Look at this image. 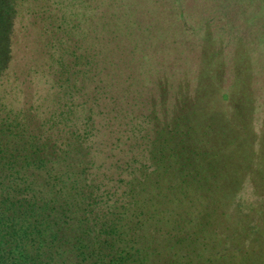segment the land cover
Listing matches in <instances>:
<instances>
[{
	"label": "trees",
	"instance_id": "trees-1",
	"mask_svg": "<svg viewBox=\"0 0 264 264\" xmlns=\"http://www.w3.org/2000/svg\"><path fill=\"white\" fill-rule=\"evenodd\" d=\"M105 5L85 45L55 31L25 63L38 85L0 77V264H264V104L256 131L247 53L222 93L218 52L202 51L191 87L162 69L151 22ZM15 7L0 0V61ZM244 182L257 199L241 210Z\"/></svg>",
	"mask_w": 264,
	"mask_h": 264
},
{
	"label": "rangeland",
	"instance_id": "rangeland-1",
	"mask_svg": "<svg viewBox=\"0 0 264 264\" xmlns=\"http://www.w3.org/2000/svg\"><path fill=\"white\" fill-rule=\"evenodd\" d=\"M106 3L122 18L138 22L145 20L147 25L151 22L154 25L152 30L158 35L159 46L155 48L162 69L171 80L184 76L191 87L203 62L200 64L202 51L203 58L208 57L211 48L218 52L221 91L230 92L234 67L239 61L236 50L239 53L245 50L250 67L253 126L256 131L259 129L264 104V0H16L8 49L0 61L1 65H7L0 74L3 88L11 87L15 82L18 89H23L28 75H31L34 86L38 85L42 77L35 70L32 73L34 66L26 70L25 63L33 64L38 49L40 53L45 52L42 44L48 45L55 31L63 34L65 47L72 46L75 41L77 45H85L89 42V30L92 33L91 22L100 21ZM126 7L134 9L132 16L126 13ZM147 14L151 18L144 19ZM136 15H139L137 20ZM205 35L207 46L201 41ZM54 90L47 95V100ZM10 93L14 106H19L21 101L27 105L25 101L32 94L19 90ZM47 100L45 103H50L49 109L56 106L55 101ZM76 110V115L82 114L78 107ZM139 124L136 135L145 132L146 125ZM256 199L251 194L250 185L244 182L234 197V204L246 210Z\"/></svg>",
	"mask_w": 264,
	"mask_h": 264
}]
</instances>
